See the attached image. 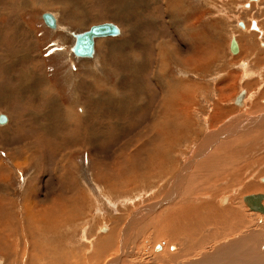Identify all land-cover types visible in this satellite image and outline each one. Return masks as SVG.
<instances>
[{"label": "rangeland", "instance_id": "obj_1", "mask_svg": "<svg viewBox=\"0 0 264 264\" xmlns=\"http://www.w3.org/2000/svg\"><path fill=\"white\" fill-rule=\"evenodd\" d=\"M10 1L0 0L4 23L10 13L34 34L0 29V43L9 47H0V58L42 51L67 83L63 100L70 103L57 97L58 106L51 100L50 111L33 115L42 137L24 121L22 141H10L13 124L0 125L8 126L0 141V264H156L162 246L180 252L190 242L180 236L173 244L167 235L191 227L196 251L186 264H264V215L243 202L264 195V120L249 123L264 117V11H252L259 0H12L19 1L14 11ZM46 12L57 17L56 30L45 25ZM251 21L262 26L259 33ZM102 24L124 35L95 39L98 64L77 60L76 36ZM233 41L241 45L237 54ZM31 60L18 58L26 77L36 74ZM41 84L35 89L44 90ZM201 145L208 148L199 153ZM247 185L255 188L245 191ZM220 197H230L224 209L233 206L234 215L221 218ZM152 208L146 220L134 219ZM109 231L115 248L93 259L88 242Z\"/></svg>", "mask_w": 264, "mask_h": 264}, {"label": "crops", "instance_id": "obj_2", "mask_svg": "<svg viewBox=\"0 0 264 264\" xmlns=\"http://www.w3.org/2000/svg\"><path fill=\"white\" fill-rule=\"evenodd\" d=\"M23 1H26L28 4L30 3V5H31V2L34 4V0H23ZM18 2H17V6H16V4L13 3L11 0L8 3V9H9V7L13 11L15 9H19L18 8ZM5 7H6V5H5ZM29 7L30 6H28V8ZM28 8L21 9V10H22V12L26 11V13L28 11H32V10H28ZM7 12L8 11H5V12L0 11V29H6L7 28L11 31L15 30V32H17V31L22 32L23 31V32H29L30 35L34 34V31L31 30V29H33V27H31V25H29L28 22L22 21L21 22L22 25H21L20 22L17 19H15L12 14L10 15V13H8V15H6V18L8 20L4 23L2 15L7 14ZM48 13L49 12L43 13L42 19H43V16L45 14H48ZM57 22L58 21L56 19V23ZM24 24L25 25L27 24L25 26L27 29H25ZM36 33H37V31H36ZM123 35H124V33H122L121 36H123ZM35 38H36V36H35ZM114 38H119V37L104 38V39H101L100 41L107 42V40H110V39L114 40ZM0 47H8V46L6 44L0 43ZM17 50L18 49H16L15 53L12 54V56H13L12 58H6L5 60H4V58H0V115H4L6 117V119L8 121V122L7 121L5 122V123H7L6 125L13 124L11 129L7 132L9 134L11 132V130L14 128V132H11V135L9 136V138L11 139L10 141H22V139L20 137H17V136L24 134L25 133L24 131L29 128L28 125H25L24 121H27L28 123L29 122L31 123V121H32L34 130L39 134L40 137H42V131H41L40 127L36 124V122L34 120L35 118L33 115L40 113V112L46 113L47 111H50V109L48 108V106L45 103L47 102V104H48L51 100L54 102V99H56L57 97H58L57 100L61 101V103L64 104L63 102H65V101L63 99H64V97L67 98V94H68L67 92H64V88L67 87V83L65 82V83L61 84L59 79H56L58 77V75H56L57 73L50 70V63L52 62L51 58H47L45 56H42V51H40V50L38 52H32V54H30L28 57H25V56L22 57V54L18 53ZM71 51L73 53V49ZM11 52H13V51H11ZM98 52H99V49H98V41H97V43H96V55H98ZM15 54H16V56H15ZM96 55L93 56L92 58H87V59H91V60H85L82 58H78L75 55H74V57H76L77 60H80L81 62H88L91 64L92 61L97 60ZM18 58L32 59L31 62L34 64L33 73L34 74L36 73L34 78L33 77L27 78L24 75V73L27 70L22 69V68H25L24 64H20L18 66V63H19ZM98 63H99V61L97 60L96 64H98ZM5 66L7 68H5ZM55 67H57L59 69L56 72H58L59 74L64 73V71H65L64 67H62V68H64L62 70H61V67L59 65H56ZM22 74H23V78L19 79L20 75H22ZM37 75L40 76L42 80H39ZM30 80H32V81L34 80V85L30 84V82H29ZM24 82L26 83V85L24 86L25 88L24 87L20 88V85L24 84ZM40 82H42L41 86H44V90H40L39 88H37V90L35 89L36 83H40ZM28 87H30V88L32 87L31 89H34L32 93H27V92H29ZM4 88L6 89V91L8 90V92L5 94V96L3 93ZM47 89H49V90H47ZM19 90L27 91V92L21 93ZM50 90L53 93V95L51 97L48 95V92ZM34 99H37L38 102L36 105L33 104V106H32L31 103ZM68 101H70V100L68 99ZM65 103H70V102H65ZM20 123L21 124L23 123V124L20 126V132L21 133H18V127H19ZM3 128L5 130H8V126L3 127ZM4 129H2V127L0 126V141L4 140V139H2V137H5V136H6L5 139H7V133H5V134L3 133L5 131ZM14 134H16V135H14ZM22 155L23 154L21 153L20 157Z\"/></svg>", "mask_w": 264, "mask_h": 264}, {"label": "bare ground", "instance_id": "obj_3", "mask_svg": "<svg viewBox=\"0 0 264 264\" xmlns=\"http://www.w3.org/2000/svg\"><path fill=\"white\" fill-rule=\"evenodd\" d=\"M250 1H253V0H250ZM107 2V1H106ZM110 3V2H109ZM108 3V4H109ZM262 3L260 2L258 5H257V8L261 5ZM107 5V4H106ZM251 5V4H250ZM119 7H122V6H120L119 5ZM251 7V6H250ZM48 14H50V15H52L51 13H48ZM46 15V14H45ZM45 15L43 16V21H44V23H45V25L47 26V27H49L50 29H55L56 30V28H57V23H56V19H57V17L55 18L53 15V17H54V19H55V26L54 27H51L48 23H47V21L45 20ZM103 25H107V24H103ZM111 25H113V24H111ZM245 25V24H244ZM243 25V23H242V25H241V27H245ZM254 26H253V28H256V25L255 24H253ZM99 26H101V25H99ZM115 26V25H114ZM94 27H98V26H94ZM116 27V26H115ZM93 28V27H92ZM91 28V29H92ZM7 29V28H6ZM91 29H90V31H91ZM116 29H117V27H116ZM118 30V33H119V29H117ZM90 31H88V32H90ZM87 33V32H86ZM85 33V34H86ZM259 33V32H258ZM84 35V34H83ZM118 36H120L119 34H116V35H106V36H97V37H95L94 38V46H93V54H92V56L91 57H83V56H80V55H78V54H76L75 52H74V55L75 56H77V57H81V58H92L93 56H94V54H95V39L96 38H109V37H118ZM5 37V36H4ZM76 39H77V36H76ZM28 42V41H27ZM234 44V45H233ZM264 44V43H263ZM32 46V45H31ZM233 46H234V48H233ZM75 48V47H74ZM241 50V45L240 46H238V44L236 43V41H233L232 43H231V51H232V53H234V54H237L239 51ZM28 78V77H27ZM34 78V77H33ZM25 80V79H24ZM30 82V81H29ZM33 82H34V80H33ZM28 83V82H27ZM31 83V82H30ZM26 85V83L24 82V84H22L20 87L22 88V87H24ZM25 88V87H24ZM28 88H30V87H28ZM27 88V89H28ZM32 88V87H31ZM47 90H49V89H47ZM21 92V91H20ZM22 92H27V91H22ZM241 94H243V96H242V98H240V96H241ZM245 95V93L244 92H242V93H240L238 96H237V98H235V105L236 106H238L239 107V109L240 108H243V107H245V105H246V99L245 98H243V97H245L244 96ZM247 98V97H246ZM252 97H250L249 99H251ZM244 99V105L242 104V105H240L243 101ZM57 100V99H56ZM55 99H54V104H53V106H58V102L56 101ZM247 102H249V100L247 101ZM263 102V101H262ZM56 104V105H55ZM52 105V104H51ZM58 108H60V107H58ZM259 110L260 111H262V110H264V108H262V109H260L259 108ZM255 111V110H254ZM256 111H257V109H256ZM84 112V111H83ZM243 113V112H242ZM248 115V114H247ZM252 115V114H251ZM262 115H263V113H262ZM255 116V115H254ZM240 117V116H239ZM238 117V118H239ZM249 118H250V115H249ZM208 119V118H207ZM248 119V118H247ZM247 119H245V120H247ZM1 120V119H0ZM239 120V122H240V120L241 119H238ZM237 120V121H238ZM256 120V119H255ZM264 120V117H261L260 119H258V120H256V121H254V122H249L251 125H260L258 122H262ZM7 121V120H6ZM5 121V122H6ZM244 121V120H243ZM5 122H0V125L1 124H3V123H5ZM255 123V124H254ZM264 123V122H263ZM233 124V123H232ZM245 123H238L237 125H242L241 127H239V128H241V129H243V127L246 125H244ZM234 125V124H233ZM248 125V124H247ZM246 125V126H247ZM250 126V125H249ZM248 127V126H247ZM230 129H232L231 127H230ZM241 129H239V130H241ZM246 129V128H245ZM228 130V129H227ZM234 130H237V127L234 129ZM244 130V129H243ZM75 131V130H74ZM92 131V130H91ZM244 131H246V130H244ZM254 131V130H253ZM48 132V131H47ZM243 132V131H242ZM231 134H233V131H231L230 132ZM216 134V133H215ZM224 134V133H223ZM236 134V133H235ZM221 135H222V132H221ZM243 135H244V133H243ZM89 137H91L90 139H95L96 138V136H94V134L93 133H91L90 135H88ZM217 135H215V137H216ZM213 137V136H212ZM245 137V136H244ZM224 137H222V139H223ZM226 138V137H225ZM214 139V138H213ZM227 139V138H226ZM240 139V138H239ZM229 140V139H228ZM212 141V140H211ZM238 141V140H237ZM233 144H234V141L232 142ZM211 144V142L209 141V142H207V145H210ZM207 145H204L203 147H202V145H201V149H200V151H199V153L202 151V149L204 148V147H206ZM212 146H213V144H212ZM222 146V145H221ZM228 147V146H227ZM207 148H208V146H207ZM179 149V148H178ZM205 150V149H204ZM206 152V151H205ZM196 153V152H195ZM198 153V154H199ZM220 158V157H219ZM203 159V158H202ZM212 159V158H211ZM210 160V159H209ZM219 162V161H218ZM190 164V163H189ZM210 164V163H209ZM212 168V167H211ZM187 170H189V169H187ZM185 173H186V171H184L182 174H181V176H184L185 175ZM188 175V174H187ZM180 176V177H181ZM185 177V176H184ZM186 178H187V176H186ZM179 180H180V178H179ZM261 182H264V177L263 178H261V180H260ZM182 182V181H181ZM176 184V183H175ZM175 184H173L174 186H175ZM226 188V187H225ZM255 188V186L254 185H247V187L245 188V191H251L252 189H254ZM227 189H229V188H227ZM262 189V188H261ZM226 190V189H225ZM264 191V190H263ZM223 192V191H222ZM256 195V194H255ZM171 196V198L172 199H174L175 197H176V195L174 196V194L172 193V191H170L169 192V195H168V197H170ZM167 197V198H168ZM166 198V202L167 201H172V200H168ZM202 198V197H201ZM235 198H237V197H235ZM232 199V198H231ZM134 200V199H133ZM165 200V199H164ZM220 206L221 207H223V210H220L221 212H222V217L221 218H223V216L225 215V214H232V215H234L235 214V209L233 208V206H231V207H228V208H226V209H224L225 208V206L226 205H228V204H231L230 203V197H225V198H221L220 197ZM108 201H109V203L111 204V205H113L112 204V199L109 197L108 198ZM135 201V200H134ZM243 202L245 203V200L243 199ZM125 204V203H124ZM206 204H207V202H206ZM245 205H246V203H245ZM155 206H158L157 204L155 205ZM247 206V205H246ZM263 206H264V200H263ZM26 207V206H25ZM160 207V206H159ZM190 207V206H189ZM248 207V206H247ZM27 208V207H26ZM158 208V207H157ZM156 208V209H157ZM176 208H178V209H185V207H183L181 204H180V206L179 207H176ZM188 208V207H187ZM191 208V207H190ZM218 208V207H217ZM249 208V207H248ZM161 209V208H160ZM209 209V208H208ZM250 209V208H249ZM79 210V209H78ZM153 211V208L152 209H147V210H143L142 212H140V214H137L135 217H134V219H138V220H140V221H142V220H146L147 218H146V216H147V214H148V216H149V211ZM251 210V209H250ZM28 211V210H27ZM75 213L74 214H77V216L75 215L74 217H70L71 219L70 220H74L76 223L77 222H79V220L78 221H76L77 219H74V218H77V217H81V215L79 214V212H77L76 213V211H75V209L73 210ZM81 211V210H80ZM151 211V212H152ZM201 211V210H200ZM252 211V210H251ZM24 212V211H23ZM253 212H256V211H253ZM28 214H30V212L28 211L27 212ZM159 213V212H158ZM256 213H259V214H262V215H264V213H260V212H256ZM24 214V213H23ZM73 214V215H74ZM146 214V215H145ZM142 215V216H141ZM200 215V214H199ZM181 216V215H180ZM213 216V215H212ZM140 217V218H139ZM182 217V216H181ZM264 217V216H263ZM185 218H187V217H185ZM220 218V220H222ZM133 219V220H134ZM203 221L204 220H206V219H203V218H201ZM210 219V218H209ZM261 219V218H260ZM25 220L27 221V220H29V215L28 216H25ZM173 220V219H172ZM190 220V219H189ZM191 220H193V218L191 219ZM224 220V219H223ZM137 221V220H136ZM200 221V220H199ZM198 221V222H199ZM234 221V220H233ZM39 222V221H38ZM198 222H196V223H198ZM206 222V221H205ZM177 223V222H176ZM195 222H193L192 223V225L194 224V226L196 227V224ZM207 223V222H206ZM44 224V223H43ZM189 224H190V222H189ZM208 224V223H207ZM220 225V224H219ZM54 226V225H53ZM189 226V225H188ZM193 226V227H194ZM198 226V225H197ZM221 226V225H220ZM186 228V227H185ZM218 228V227H217ZM217 228H215V230L217 229ZM50 229V228H49ZM107 229L108 228H101L99 231L101 232L102 231V233L104 232L105 233V231H107ZM129 229V228H128ZM191 230L193 229L192 227L190 228ZM190 229H185V230H182V231H178V230H176L175 231V233H172V234H168L167 236H168V238H170V242H172L173 244H174V242L177 240V241H180V240H178L179 239V237L180 236H182V237H184V239H186V238H188L189 237V239H190V242L189 241H187V243L186 244H188V246H186V248H183V249H185V251H183V249L182 250H180V252H175L177 249H176V247L174 246V245H170L169 247L166 245V246H162V250H163V252L162 253H160V254H157L156 256H157V259L158 260H156L155 262H156V264H158V261H160V263L159 264H186V263H190V262H193L194 260H191L190 261V257L193 255V251L195 250L196 251V249L194 248V249H192V246H193V243H195L196 241L195 240H193V236L194 235H196V234H194L192 231H189ZM221 229V228H220ZM110 230V229H109ZM195 230V229H194ZM204 230V229H203ZM218 230V229H217ZM62 231V230H61ZM67 231H69V229L67 230ZM173 231V230H172ZM231 231V230H230ZM85 232V231H84ZM180 232V233H179ZM221 232V231H220ZM219 233V232H218ZM119 234V233H118ZM217 234V233H216ZM221 235H222V233H220ZM84 235V234H83ZM87 237L89 236L88 234L86 235ZM219 236L220 235H218V238H219ZM115 237L116 236H114V232H108L105 236L103 235V236H100V237H98V239H97V241L95 242V244H94V242H93V240L91 241V242H88V243H90V245L92 246V247H95V250L93 251V253H92V258L93 259H97L96 257H98L99 255H104V256H106L107 254V252L109 251V249H112V246H114V248H115V244H114V239H115ZM206 237H209V236H206ZM213 237V236H212ZM221 237V236H220ZM157 238H160V236H158ZM216 238V237H215ZM245 238V237H244ZM264 238V237H263ZM9 239V238H8ZM86 239V237L84 238V240ZM93 239V238H92ZM94 239H96V238H94ZM182 239V238H181ZM183 239V240H184ZM194 239H196V238H194ZM222 239V238H221ZM86 240H90V239H86ZM197 240V239H196ZM208 240H210V239H208ZM218 240V239H217ZM225 240V239H224ZM125 241V240H124ZM185 241V240H184ZM195 241V242H194ZM206 241V240H205ZM189 242V243H188ZM199 242V241H198ZM214 242H215V240H214ZM213 242V243H214ZM226 242H227V240H226ZM234 242V241H233ZM107 243V244H106ZM124 243V242H123ZM180 243V242H179ZM178 243V244H179ZM200 243V242H199ZM207 243H209V242H207ZM218 243V242H217ZM99 244H103L104 245V247H102V249L103 250H99V247H100V245ZM171 244V243H170ZM219 244V243H218ZM228 244V243H227ZM230 244V243H229ZM228 244V245H229ZM247 244V243H246ZM235 245H236V243H235ZM239 245V244H238ZM231 245H229L228 247H230ZM96 247H98V248H96ZM175 247V248H174ZM181 247V246H180ZM195 247V246H194ZM204 247V246H203ZM213 247H214V245H213ZM224 247H226L225 245H223V242H222V244L220 243V245H218V246H216L214 249H215V251L217 250H220V252L222 251L221 249L222 248H224ZM91 248V247H90ZM161 248V247H160ZM160 248H158L157 249V251H160ZM175 251H174V250ZM211 249H212V247H211ZM68 251H69V249H67ZM164 250H167V251H165L164 252ZM172 250H173V252L174 253H172ZM224 250V249H223ZM237 250V249H236ZM239 250V249H238ZM252 250V249H251ZM183 251V252H182ZM114 252V251H113ZM119 252H120V250L117 252L118 254H119ZM223 252H225V251H223ZM231 252V251H230ZM230 252H228V254L230 253ZM156 253V252H155ZM159 253V252H158ZM226 253V252H225ZM250 253V252H249ZM210 254V253H209ZM220 254V253H219ZM251 254V253H250ZM122 255V254H121ZM202 255V254H201ZM240 255V254H239ZM74 255H70L68 258H72ZM211 256V255H210ZM229 256V255H228ZM154 257V256H153ZM207 257V255H205V258ZM217 257H218V255H217ZM247 257V256H246ZM87 258V257H86ZM219 258V257H218ZM114 259V258H113ZM115 259H119V258H115ZM207 260H208V258H206ZM117 260L115 261H112V260H110V261H108V263L107 264H119L118 262H117ZM154 260V259H153ZM204 260V259H203ZM210 260V259H209ZM235 260V259H234ZM100 261H102V260H100ZM107 261H105V262H107ZM212 261H213V259H212ZM243 261V260H242ZM94 262V261H93ZM105 262H103V264L105 263ZM154 262V261H153ZM204 262V261H203ZM210 262V261H209ZM78 264H82V261H78L77 262ZM196 263V262H195ZM194 263V264H195ZM199 263V262H198ZM201 263H202V261H201ZM205 263V262H204ZM70 264V263H69ZM100 264H102V263H100ZM122 264H127L125 261H123L122 262Z\"/></svg>", "mask_w": 264, "mask_h": 264}, {"label": "water", "instance_id": "obj_4", "mask_svg": "<svg viewBox=\"0 0 264 264\" xmlns=\"http://www.w3.org/2000/svg\"><path fill=\"white\" fill-rule=\"evenodd\" d=\"M45 20L51 26H55V19L52 15L46 14ZM118 30L114 25L107 24L98 27H93L90 32L84 35H79L76 39L74 52L83 57H91L93 54L94 38L97 36L116 35ZM234 45V44H233ZM234 48V46H233ZM241 94L240 98H242ZM0 122H5L7 119L4 115H1ZM246 205L252 210L260 213H264L263 200L264 195H249L244 198Z\"/></svg>", "mask_w": 264, "mask_h": 264}, {"label": "flooded vegetation", "instance_id": "obj_5", "mask_svg": "<svg viewBox=\"0 0 264 264\" xmlns=\"http://www.w3.org/2000/svg\"><path fill=\"white\" fill-rule=\"evenodd\" d=\"M261 1H263V0H259V2H261ZM260 8H262V10L260 11ZM253 10H258V11H260V12H263L264 11V4L262 5V6H260V7H258L257 8V6H254L253 8H252V11ZM241 25H242V23H240ZM243 25H244V23H243ZM251 25H253V23H252V21H251ZM245 26V25H244ZM246 27V26H245ZM248 28V27H247ZM256 28L258 29V30H255L254 31V33H258V31L262 28V26L259 24V22L258 23H256ZM240 29H241V26H240ZM243 29V28H242ZM250 29H252V28H250Z\"/></svg>", "mask_w": 264, "mask_h": 264}]
</instances>
